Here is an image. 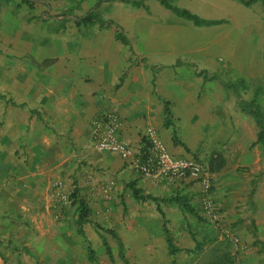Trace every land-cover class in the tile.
I'll return each instance as SVG.
<instances>
[{
    "label": "rangeland",
    "instance_id": "1",
    "mask_svg": "<svg viewBox=\"0 0 264 264\" xmlns=\"http://www.w3.org/2000/svg\"><path fill=\"white\" fill-rule=\"evenodd\" d=\"M170 2L222 21L194 26L156 0L140 6L125 0H0V264H112L102 238L114 264H124L117 240L94 222L119 234L130 264H264V139L255 142L259 126L252 111L256 106L264 111V0ZM90 9L113 24L81 21ZM149 26L185 31L196 48L211 44V53L181 54L169 68L148 56L132 61L138 59L141 75L173 79V89L166 88L173 95L192 97L196 116L171 119L187 147L178 146L182 156L201 161L212 173L209 200L217 218L205 212L195 179H168L155 192L157 201L136 200L127 187L131 175L99 166L93 140H74L69 132L74 123L66 110L72 102L67 70L74 66L69 48L94 39V31L123 34ZM110 111L117 112L104 113ZM171 129L166 136L156 130L169 152ZM73 180L91 209L87 240L76 231L77 204L69 199ZM156 204L167 219L173 254Z\"/></svg>",
    "mask_w": 264,
    "mask_h": 264
},
{
    "label": "crops",
    "instance_id": "2",
    "mask_svg": "<svg viewBox=\"0 0 264 264\" xmlns=\"http://www.w3.org/2000/svg\"><path fill=\"white\" fill-rule=\"evenodd\" d=\"M156 2L159 3L158 0ZM211 19L215 20V18ZM192 24L195 26L193 22ZM209 26H215V24ZM123 34L128 44L118 40L115 34L94 31L93 34L91 33L95 36L94 39L90 41L81 39L69 48L74 66L67 70L68 78L65 85L72 102L67 105L66 110L70 112L71 121L74 122L71 123L73 126L69 131L71 136L75 137L74 140L91 142L88 122L106 112L107 109L116 110L121 118L120 137L136 146L142 145L143 130L147 125H154L163 136L169 133L163 124L162 100L168 101L171 115L193 114L196 116L192 112L195 106L190 103L192 97L176 92L173 95L166 90L169 85L172 88L173 79L170 82L167 77H154L152 73L141 75L138 66L134 63L138 59L133 62L132 58L135 55L136 57L139 55L140 58L148 56L153 62L169 68L177 62L181 54L192 53L194 56L196 51L201 50L206 54L211 53V44L196 48L193 37L173 27L155 29L149 26L140 31H124ZM22 105L26 107L25 104ZM37 114L39 115L38 112ZM170 145L171 154L185 157L178 148L181 145H173V142ZM94 153H97L95 157L99 166L109 168L118 176L131 175L130 177L136 181L138 187L150 188L153 196L155 192L157 194L163 190L166 184L171 183L168 179L162 178L156 181L141 177L132 171L128 162L115 153L100 152L95 149ZM144 192L150 193L149 190Z\"/></svg>",
    "mask_w": 264,
    "mask_h": 264
},
{
    "label": "built area",
    "instance_id": "3",
    "mask_svg": "<svg viewBox=\"0 0 264 264\" xmlns=\"http://www.w3.org/2000/svg\"><path fill=\"white\" fill-rule=\"evenodd\" d=\"M121 126V118L116 112L110 111L95 117L90 125L94 149L117 154L122 160L128 162L131 168L147 178L198 180L205 197L204 210L212 218H217L209 200L213 177L208 166L193 158L171 154L153 127H147L144 131L148 146L147 151L142 152L141 147H136L120 137Z\"/></svg>",
    "mask_w": 264,
    "mask_h": 264
},
{
    "label": "trees",
    "instance_id": "4",
    "mask_svg": "<svg viewBox=\"0 0 264 264\" xmlns=\"http://www.w3.org/2000/svg\"><path fill=\"white\" fill-rule=\"evenodd\" d=\"M99 1H103V0H99ZM125 1H130L132 4H134L136 6H140L143 3V0H125ZM158 1L160 4H162L164 7L171 10L175 14H177L181 17H184L188 20H191L195 25L219 24L222 21L220 19H215V20L203 19V18L199 17L197 14H194L185 8H180V7L173 5L170 2V0H158ZM242 1L246 4H248L250 2V0H242ZM80 20L84 21V22H90V23L99 22V24H101V22H102V24L105 25L106 27H110L113 24V22H111L110 20H106V21L99 20L94 13V9L88 10L80 18ZM115 36L121 42L128 44V41L126 40L125 36L123 34H121L119 31L116 32ZM162 103H163V112H164L163 124L166 127H169V126L172 127V137L171 138H172L173 145H181L184 148H187L184 145V143H182L179 140V138L176 134V128L173 125V122L171 119V111L169 108L168 101L162 100ZM22 106H24V105H22ZM252 111L254 113L256 123L259 126V131L257 133L256 141H255L256 143H258L264 139V111L260 107H257V106L254 107V109ZM142 142H143V145L141 146V150H142V152H146L148 142H147L144 135L142 137ZM209 166L212 167L211 161L209 162ZM127 187L130 189L131 195L136 200H141V201H147V200L157 201L158 200V197H155V196L148 194V193L144 194L142 189L140 187H137L135 180L128 182ZM69 199H71L72 202L77 204V215H76V220H75L76 231L82 235L84 240H87L85 233H84V226H85V224L91 222V218H90L91 209H90L87 201L85 200V198L83 196H81L80 189H79L76 181H74V180L72 181V189H71V192L69 194ZM174 200L176 202H178L182 207L187 209L189 212L195 213L194 209L187 202L180 201L179 199H174ZM156 210L162 217V230L164 232L168 247L170 248L169 251H170V253L173 254L176 251V247H174V245L171 241V237L169 235V230L166 226L167 219L165 217L164 211L161 209V207L158 204H156ZM94 226L97 230L105 231L117 240L118 247H119L118 255L120 256V258L124 264H130L123 254V243H122L121 238L119 237L118 233L113 228L104 227L97 222H94ZM86 242H87V245H86L87 257L90 261H93L95 258L94 250H93L91 244L89 243V241H86ZM102 245L104 247V251H105V254H106L108 260L112 264H114L113 252L111 250L110 245L107 243V241L104 238H102Z\"/></svg>",
    "mask_w": 264,
    "mask_h": 264
}]
</instances>
